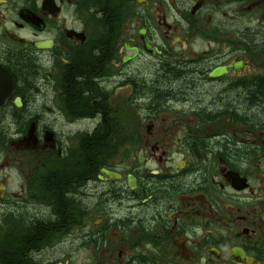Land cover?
Instances as JSON below:
<instances>
[{"label": "flooded vegetation", "instance_id": "flooded-vegetation-1", "mask_svg": "<svg viewBox=\"0 0 264 264\" xmlns=\"http://www.w3.org/2000/svg\"><path fill=\"white\" fill-rule=\"evenodd\" d=\"M17 254L264 264V0H0V264Z\"/></svg>", "mask_w": 264, "mask_h": 264}, {"label": "trees", "instance_id": "trees-1", "mask_svg": "<svg viewBox=\"0 0 264 264\" xmlns=\"http://www.w3.org/2000/svg\"><path fill=\"white\" fill-rule=\"evenodd\" d=\"M25 63H27V61L25 62ZM28 70L29 71H31L32 69L31 68H28ZM31 73V72H30ZM171 79H174L175 81H176V78H174L173 76H171L170 74L168 75V76H166V77H164V78H159V80H158V83L157 84H153L154 86H165L166 88H167V92H169L170 94H168V95H173V88L172 89H170V87H169V85L172 83L171 82ZM168 85V86H167ZM145 89H143L142 91H144ZM174 96V95H173ZM94 139H96V140H103V139H101V137H98V136H96V137H94ZM95 142H98V141H95ZM99 143V142H98ZM98 149H99V147H96V148H92V149H90L89 151H90V154L91 155H94V154H96V152H98ZM64 192H66L65 190H64ZM33 233V232H32ZM31 233V234H32ZM39 236H42V232H38V233H33V238H35V239H37V238H39ZM23 246H25V243H23ZM12 264H27L28 263V259H27V256H22V255H19V254H17V255H14L13 256V260H12Z\"/></svg>", "mask_w": 264, "mask_h": 264}, {"label": "bare ground", "instance_id": "bare-ground-1", "mask_svg": "<svg viewBox=\"0 0 264 264\" xmlns=\"http://www.w3.org/2000/svg\"><path fill=\"white\" fill-rule=\"evenodd\" d=\"M70 70V69H69ZM36 118V117H35ZM93 138V137H92ZM100 161V160H99ZM105 173H107V172H105ZM104 199V198H103ZM41 223V222H40ZM48 229V228H47Z\"/></svg>", "mask_w": 264, "mask_h": 264}]
</instances>
